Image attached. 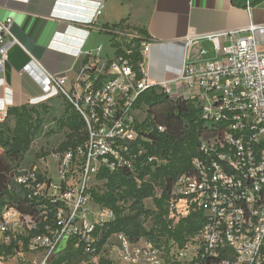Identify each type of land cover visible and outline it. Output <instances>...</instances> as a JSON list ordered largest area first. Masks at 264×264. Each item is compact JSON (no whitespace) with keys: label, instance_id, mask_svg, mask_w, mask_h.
I'll list each match as a JSON object with an SVG mask.
<instances>
[{"label":"built area","instance_id":"2783aa9c","mask_svg":"<svg viewBox=\"0 0 264 264\" xmlns=\"http://www.w3.org/2000/svg\"><path fill=\"white\" fill-rule=\"evenodd\" d=\"M252 6L245 0L248 11ZM11 25V18L0 19V72L18 44ZM114 33L121 42V36H140L132 28H117ZM258 33H264V24L251 22L244 30L209 35L214 54L206 56L208 52L201 49V58H186L179 76L184 89L178 94L148 78L143 60L150 39L140 42L139 78L128 58L102 56L101 47L64 72L26 63L22 72L43 93L41 100L27 103L65 97L84 119L88 137L75 150H52L42 157L46 168L18 170L15 184L27 200L40 203L39 210L24 213L6 205L0 216L2 245L16 241L15 255L21 264H263L264 37ZM121 49L130 52L125 44ZM149 86H160L172 98L194 100L201 117L212 124V131L201 138L200 157L193 159L191 172L177 178L168 202L169 227L193 212L203 215L200 228L184 242L173 237L159 243L144 237L132 241L122 232L104 239L101 227L114 219V213L91 198L90 190L101 184L96 178L101 167L111 172L121 167L133 170L132 144L146 139L136 127L145 111L134 104ZM4 116L0 110V121ZM49 157L57 162L58 182L50 173ZM153 160L161 163L149 157ZM42 224V232L32 235L24 250L18 235L28 236ZM63 241L65 248L57 252ZM26 251H39V262L27 260ZM10 256L1 253L0 264Z\"/></svg>","mask_w":264,"mask_h":264},{"label":"trees","instance_id":"16d2710c","mask_svg":"<svg viewBox=\"0 0 264 264\" xmlns=\"http://www.w3.org/2000/svg\"><path fill=\"white\" fill-rule=\"evenodd\" d=\"M231 1L236 6H245V0ZM259 1L261 0H251V4ZM117 28H132L140 36L131 39L121 36V42L115 38L117 35L114 29ZM100 30L109 35L114 54L128 58L138 72L137 77H141L139 64L142 56L139 46L143 38L150 39L147 30L130 25L126 19L104 24ZM123 44L129 53L121 49ZM58 96L60 95L55 97ZM65 100L68 104L56 122L57 128L66 132L65 139L54 149L61 152L83 146L88 137L84 119L73 104L68 99ZM134 107L143 110L146 107L145 118L136 125L146 139L140 137L132 144L133 170L121 167L111 172L108 168L101 167L96 175L101 184L90 190L95 203L110 208L114 213V219L102 225V237L105 239L112 233L122 232L132 241L144 237L159 243L164 237H173L184 242L200 228L203 215L201 212H193L175 226L169 227L172 222L168 219V202L177 178L191 172L193 159L200 157L201 138L212 131V124L201 117V109L194 100L172 98L160 86H149L141 92ZM46 111L44 102L10 106L6 109L4 119L0 121V216L8 204L24 213L39 210L40 203L27 200L23 191L19 187L16 189L14 176L18 171L13 174L12 186L8 184L7 173L24 160L33 140L41 132ZM10 121H13V125H10ZM159 126L164 129L159 130ZM47 154L44 152L37 156L45 157ZM149 157H155L161 163L149 161ZM146 199L152 200L153 208L145 206ZM40 228L31 231L28 236L18 235L24 250L27 249L29 238L42 232L43 224ZM17 247L16 241H12L9 246L1 245L0 254H14ZM262 254L264 258V246ZM63 259L64 256L58 260Z\"/></svg>","mask_w":264,"mask_h":264},{"label":"crops","instance_id":"0c3cea01","mask_svg":"<svg viewBox=\"0 0 264 264\" xmlns=\"http://www.w3.org/2000/svg\"><path fill=\"white\" fill-rule=\"evenodd\" d=\"M6 18L12 19L11 32L18 44L0 72L2 113L43 96L32 77L22 72L26 63L54 73L70 70L86 53L98 47L102 53V46H97L106 34L101 26L122 19L149 34L150 50L143 60L148 78L178 94L184 89L179 76L186 58H201V49L212 56L209 35L244 30L251 22L264 24V0L249 11L231 0H0V19ZM1 238L0 233V246ZM25 258L39 262L41 254L26 251ZM21 263L15 253L5 262Z\"/></svg>","mask_w":264,"mask_h":264},{"label":"rangeland","instance_id":"374dc122","mask_svg":"<svg viewBox=\"0 0 264 264\" xmlns=\"http://www.w3.org/2000/svg\"><path fill=\"white\" fill-rule=\"evenodd\" d=\"M102 36L103 37L101 39V42L97 44V46H102V53H101L102 56L108 55L111 57L114 53V50L110 46L109 36L107 34H102ZM209 50L211 51L212 48L209 47ZM44 103L47 107V111L44 114V123L42 125L41 132L33 140L30 146V149L25 154L24 160L21 162V164L17 168L10 170L7 173L8 184H10L11 186L13 184L12 183L13 176H14L13 174H15L18 170L22 168H29L33 165L40 166L41 168H46L45 166H46L47 161L42 162L41 160V158L44 156L40 155L38 157L37 155L42 154L44 152L48 153L47 155H49L51 151L57 148L59 144L65 139L66 132L62 129H58L56 126V122L58 118L62 115L63 109L68 104L67 101L65 100V98H63V96H58ZM144 110L146 111V107H144ZM138 115L140 116V114ZM10 125H13V121H10ZM1 151L2 150L0 148V152ZM48 166H49L50 173L53 177V180L55 182H58L59 169H58L57 162L52 157L48 158ZM94 183L95 181L92 182V185H94ZM17 187L18 186L16 185V189L18 190ZM145 206L147 208H153L154 206H153L152 200L146 199ZM146 225L147 226L149 225V221L146 222ZM64 248H65V241H63L59 245V247L57 248V252L62 251Z\"/></svg>","mask_w":264,"mask_h":264}]
</instances>
